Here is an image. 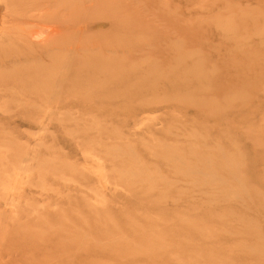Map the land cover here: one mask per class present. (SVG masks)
Here are the masks:
<instances>
[{"label":"rangeland","instance_id":"1","mask_svg":"<svg viewBox=\"0 0 264 264\" xmlns=\"http://www.w3.org/2000/svg\"><path fill=\"white\" fill-rule=\"evenodd\" d=\"M0 264H264V0H0Z\"/></svg>","mask_w":264,"mask_h":264}]
</instances>
